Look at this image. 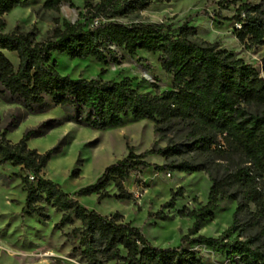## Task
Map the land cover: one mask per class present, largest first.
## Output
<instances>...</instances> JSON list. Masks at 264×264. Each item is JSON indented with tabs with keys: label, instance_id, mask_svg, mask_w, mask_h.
I'll use <instances>...</instances> for the list:
<instances>
[{
	"label": "trees",
	"instance_id": "obj_1",
	"mask_svg": "<svg viewBox=\"0 0 264 264\" xmlns=\"http://www.w3.org/2000/svg\"><path fill=\"white\" fill-rule=\"evenodd\" d=\"M30 1L0 0V101L24 112L12 116L0 129V167L8 165L27 173L19 178L25 194L22 211L46 221L48 216L40 203L49 205L60 214L53 226L56 231L78 222L79 227L63 236L77 240L70 255L79 264H202L198 253L184 249L185 245L204 246L230 264H264V79L258 71L216 43H197L196 31L185 24L171 35L163 23L137 21L126 25L119 21L148 8L147 0H81V9L74 8L69 0H45L43 10L57 11L65 3L77 11V20H55L48 36L38 42L33 32L18 26L3 33L2 17ZM235 3L225 0L218 6L227 9ZM220 20L232 23L230 34L243 50L264 46V0L240 3L230 18ZM90 21L96 23L86 27ZM111 47L123 50L131 59L138 52L156 55L160 70L170 77V89L158 92L151 85L153 94L139 93L132 86L135 79L101 80L103 69L93 79H72L60 75L52 60L55 53L69 60L91 59L105 64ZM53 108L62 111L61 118L26 130L14 144L5 139L23 116ZM126 119L152 123L160 140L166 127L178 125L184 130L183 143L153 146L140 154L127 148L124 158L104 168L94 183L72 194L63 193L55 183L42 178L48 161L60 153L63 140L43 154L26 145L29 139L43 137L63 123L105 131L120 127ZM192 153L204 157V163L196 165L182 159L183 154ZM152 156L164 163L157 166L146 162ZM232 157L238 158V164L214 177L212 170ZM150 168L158 174L203 172L210 182L204 205L176 212L178 218L192 220L178 247H154L138 228L124 223L120 214L105 217L78 204L77 199L90 196H96L97 201H129L131 194L124 183ZM76 176L77 170L71 173V177ZM0 181L7 185L11 176L0 175ZM108 186L115 194L107 192ZM181 192V188L171 192L161 208H172ZM224 200L235 203L230 226L215 238L197 235L199 225L211 221L214 208Z\"/></svg>",
	"mask_w": 264,
	"mask_h": 264
},
{
	"label": "rangeland",
	"instance_id": "obj_2",
	"mask_svg": "<svg viewBox=\"0 0 264 264\" xmlns=\"http://www.w3.org/2000/svg\"><path fill=\"white\" fill-rule=\"evenodd\" d=\"M45 0H31L30 2L13 8L2 17L3 33L10 32L15 26L22 31L33 32L35 41H43L55 25V20L75 22L77 11L68 4L62 3L57 11H45L41 8ZM74 8L81 9V0H69ZM97 1V0H95ZM150 5L145 10L127 19L119 20L123 24L135 23H163L170 30L171 35L181 25L196 31L195 41L216 43L220 49L230 51L236 58L254 67L264 79V46L243 50L231 36V22L220 20L230 18L234 8L240 3L258 4L260 0H236L234 6L221 9L218 3L225 0H147ZM232 1V0H226ZM81 22V21H80ZM94 21L86 24L90 27ZM106 53L105 64H97L93 60H69L64 55L53 54L60 75H68L72 79L78 77L93 79L99 69L104 70L101 80H115L127 77L135 79L132 83L139 93L153 94L151 85H155L158 92L170 89V77L164 74L158 64L157 56L138 52L131 59L123 50L110 48ZM14 64L15 60L7 55ZM23 110L12 104L0 101V129L11 122V117ZM62 111L53 108L39 115H25L21 122L5 139L11 144L16 143L22 134L33 129L40 123L59 119ZM184 130L180 126L171 124L163 130V139L153 131V124L145 121L126 119L116 129L93 131L78 127L71 123L49 130L43 137L31 138L27 148L39 154L54 148L63 140L60 153L52 157L42 171V178L55 183L65 194H72L78 189L95 182L104 168L124 158L127 148L133 153L140 154L151 147L163 148L168 144L181 145ZM183 160L196 165L204 163L205 158L197 154H183ZM151 165L161 166L164 161L159 157L146 159ZM238 164V158L232 157L221 162L218 169L212 170L214 177H220L226 169H233ZM77 170V176L71 173ZM27 173L19 168L8 165L0 167V175L11 176V181L3 185L0 181V264H79L70 255V249L76 244V239H66L63 235L72 228L79 227L78 222L70 227L56 231L53 226L58 222L60 214L55 213L49 205L40 203L48 216L46 221L35 215L28 216L22 211L25 194L21 190L20 177ZM210 182L203 172L183 174L177 172L156 173L152 168L141 170L130 177L124 188L131 194L129 201L107 199L97 201L96 196L77 199L78 204L87 210H94L98 214L109 217L113 213L122 216L124 223L136 227L143 234L150 245L157 248H174L179 246V240L191 227L192 220L178 218L176 212L182 208L197 209L204 205ZM264 188V181L261 183ZM181 188V196L173 200V207L161 208L170 199V193ZM110 195L115 194L111 186L106 188ZM235 203L220 201L213 210V219L199 225L197 235L203 237H217L231 224ZM184 249L198 253L202 264H230L224 256L213 255L204 246H183ZM113 264V263H108Z\"/></svg>",
	"mask_w": 264,
	"mask_h": 264
},
{
	"label": "built area",
	"instance_id": "obj_3",
	"mask_svg": "<svg viewBox=\"0 0 264 264\" xmlns=\"http://www.w3.org/2000/svg\"><path fill=\"white\" fill-rule=\"evenodd\" d=\"M95 23H96V21H94V24ZM28 179H29V181H32V177L31 176H29Z\"/></svg>",
	"mask_w": 264,
	"mask_h": 264
},
{
	"label": "water",
	"instance_id": "obj_4",
	"mask_svg": "<svg viewBox=\"0 0 264 264\" xmlns=\"http://www.w3.org/2000/svg\"><path fill=\"white\" fill-rule=\"evenodd\" d=\"M7 57V56H6Z\"/></svg>",
	"mask_w": 264,
	"mask_h": 264
}]
</instances>
